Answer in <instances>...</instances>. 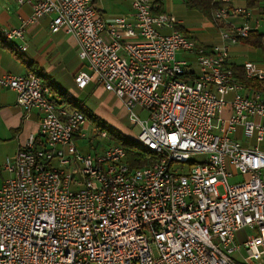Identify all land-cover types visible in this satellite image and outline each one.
<instances>
[{"label": "built area", "instance_id": "obj_1", "mask_svg": "<svg viewBox=\"0 0 264 264\" xmlns=\"http://www.w3.org/2000/svg\"><path fill=\"white\" fill-rule=\"evenodd\" d=\"M16 1H33V13L5 38L24 40L27 24L54 14L52 32L71 34L86 65L77 86L95 80L114 93L139 126L137 141L158 159L131 169L125 148L111 142L82 153L75 140L87 136L84 112L54 101L34 71L3 74L0 85L41 120L2 165L10 175L0 186V264H261L264 151L233 134L242 126L263 142L256 118L264 120V99L260 89L241 92L228 61L230 45L257 28L252 10L216 9L221 43L207 50L176 28V16L156 13L153 0L132 1L133 22L105 19L95 0ZM244 68L264 80L255 63ZM93 133L110 140L105 129ZM244 227L257 234L239 244ZM241 246L240 263L234 253Z\"/></svg>", "mask_w": 264, "mask_h": 264}, {"label": "crops", "instance_id": "obj_2", "mask_svg": "<svg viewBox=\"0 0 264 264\" xmlns=\"http://www.w3.org/2000/svg\"><path fill=\"white\" fill-rule=\"evenodd\" d=\"M133 0H95L94 7L105 18L113 19L115 17H125L126 20L133 22ZM159 3L164 13L172 14L179 19V25L183 27L188 37L193 38L199 44L212 47L221 43L219 30L213 19L207 18L203 13L202 18L205 19L200 29H192L188 26L186 18L192 13L190 8L186 6L183 0H153ZM178 2V3H176ZM33 1H26L23 4L17 3L16 0H0V76L5 73L20 75L26 74L29 71L37 70L38 75L49 85H52L50 94L52 99H55L59 104L66 105L69 108H74L73 104L80 106L85 111H89L98 121L108 125L110 117L107 115L108 102L117 97L114 93L107 91L102 85L95 80L87 83L86 87L79 88L75 83V76L86 69L85 63L79 57V45L76 39L65 30L61 29L57 32H52L51 23L54 14L40 17L37 21L25 26L24 40L13 39L8 41L4 36V31L9 28H18L24 25L33 13ZM237 5L246 6L243 1H238ZM247 7V6H246ZM253 15L250 24L264 33V16L259 14L258 9H252ZM194 16V14H192ZM241 22V18L237 20ZM264 36V35H263ZM25 43L27 49L21 52L17 46ZM257 50H260L261 57L264 60V55L261 49L255 48L243 42L231 44L229 47V64L243 66L247 62H253L250 55H259ZM183 58L191 60L189 54H182ZM242 58V59H241ZM245 58V60H243ZM193 60V59H192ZM259 68L264 69V63H255ZM63 80L61 81V79ZM237 78V77H236ZM68 79V81H65ZM238 79V78H237ZM242 85L243 94H252L253 89L244 84L238 79ZM67 87V88H65ZM264 99V87L260 89ZM63 94V95H61ZM95 94L97 97H103L100 104L97 106H86L81 98ZM81 95H84L81 97ZM81 97V98H80ZM232 95L230 96V98ZM79 100H78V99ZM74 99L76 101H74ZM64 100L70 101L65 103ZM118 105L123 107L129 114V110L123 105L122 101L118 100ZM232 111L231 106L225 109V115H229ZM145 114V113H142ZM41 113L32 109L26 111L17 104V93L10 88L0 85V186L4 180L10 175L3 170V166L8 157L13 158L19 147L25 143L30 135H36L40 128ZM87 120H92L87 118ZM256 121L264 124V120L256 118ZM114 126V127H113ZM97 127L95 124L92 127ZM111 128L120 131L124 136L130 139H136L131 132L112 123ZM233 134V137L240 141L243 146L248 148L258 147L264 151L263 142H257L255 138H247L243 134V127L240 126ZM79 137L76 138V140ZM75 140V141H76ZM5 172V174H3ZM257 234V230L244 227L237 231L236 242L242 244L248 238ZM245 256V250L241 246L235 251L234 257L240 263ZM264 264V254L260 260Z\"/></svg>", "mask_w": 264, "mask_h": 264}, {"label": "trees", "instance_id": "obj_3", "mask_svg": "<svg viewBox=\"0 0 264 264\" xmlns=\"http://www.w3.org/2000/svg\"><path fill=\"white\" fill-rule=\"evenodd\" d=\"M186 6L190 9H196L201 11L207 18L213 19L214 11L220 7H234L237 5L238 1H243L245 5L250 9H258L259 14L264 16V0H183ZM164 12L162 7L160 6L156 13ZM176 28L180 30L184 35L188 36L182 26L176 25ZM264 33H262L258 28H254L250 31L249 35L245 38H242L240 41L253 46L255 48H259L262 50L264 55ZM191 38V37H190ZM199 47H204L205 49H210L211 47H206L197 42ZM230 67L235 72V77L240 79L244 84L255 88L261 89L264 87V80H259L257 78H248L245 73V68L243 66H237L231 64ZM33 71V70H32ZM35 73L38 74L37 70H34ZM43 80V79H42ZM44 84L47 83L43 80ZM49 88L52 92V85H49ZM63 95V94H61ZM56 101L55 99H53ZM66 101V102H65ZM57 102V101H56ZM65 103H70V101L64 100ZM74 108H78L84 112L87 118H90L96 121L101 129L107 130L110 141L113 144H119L123 146L127 152L126 162L129 164L131 169H138L144 166H147L153 162H155L158 157L155 153L150 152L140 145V143L136 139H130V137L124 136L120 131L115 130L113 128H109L104 122L98 121L94 115L89 113V111H85L80 106L73 104Z\"/></svg>", "mask_w": 264, "mask_h": 264}, {"label": "rangeland", "instance_id": "obj_4", "mask_svg": "<svg viewBox=\"0 0 264 264\" xmlns=\"http://www.w3.org/2000/svg\"><path fill=\"white\" fill-rule=\"evenodd\" d=\"M189 10H191L190 13L194 14V16L191 14L189 17L186 18L187 20L186 22L188 23V26H191L190 28L192 29H200L203 22L205 21V19L202 18L201 11L196 10V9H189ZM262 29L264 30L263 26H262ZM256 53H258L259 55L252 53L249 58L251 60H256L254 61L255 63L258 62L260 64H263L264 60L260 56L261 55L260 50H257ZM243 60H245V58ZM62 80L63 78L61 79V81ZM65 81H68V79H65ZM82 96L84 95H81V97ZM97 96L98 95L91 94V95L86 96L84 99L80 97L81 98L80 100H83L86 106L93 107V106H97L98 104H100V102L103 99L102 96L101 97H97ZM118 100H119L118 97H114L108 102L109 108H107L106 113L110 117V120H108L107 126L111 128L112 123H114L115 125L119 127L128 129L133 136L138 135L139 126H135L131 123V121H129L130 120L129 114L124 110L123 107L118 105ZM74 101L76 100L74 99ZM87 122L88 123H86L85 125V132L87 136L85 138H79L76 140V145L78 146L79 150L84 154L95 152L96 148H99L100 146L106 147L111 142L107 138H100V137L94 138L92 127L95 124L99 128V125L94 120H89V121L87 120ZM3 174H5V172ZM242 179H243L242 176L238 177V180H242ZM0 180H1V174H0ZM220 191L221 192L223 191L222 187H220Z\"/></svg>", "mask_w": 264, "mask_h": 264}]
</instances>
